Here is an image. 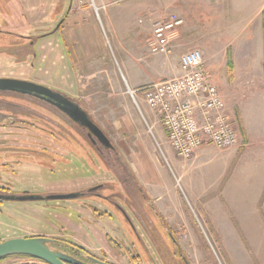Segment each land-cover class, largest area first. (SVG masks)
<instances>
[{
	"label": "rangeland",
	"instance_id": "rangeland-1",
	"mask_svg": "<svg viewBox=\"0 0 264 264\" xmlns=\"http://www.w3.org/2000/svg\"><path fill=\"white\" fill-rule=\"evenodd\" d=\"M156 3L0 0V77L32 81L75 99L78 92L77 102L113 148L94 151L86 131L68 121L64 129L48 125V133L8 134L4 145L52 147L46 154L0 149V163L9 162L13 171L0 174V186L28 195H81L1 203L0 239L60 238L111 264H264V66L254 63L253 72H243L245 57H262L204 59L225 97L238 143L227 149L204 144L194 157H178L142 93H136V105L125 88H117L124 78L151 73L145 63V72L134 67L137 55L129 44L139 26L151 34L152 19L171 14L168 7L154 13ZM61 18L59 30L42 36ZM172 53L156 55L151 66H173ZM127 194L160 233L153 248L125 204Z\"/></svg>",
	"mask_w": 264,
	"mask_h": 264
},
{
	"label": "built area",
	"instance_id": "built-area-1",
	"mask_svg": "<svg viewBox=\"0 0 264 264\" xmlns=\"http://www.w3.org/2000/svg\"><path fill=\"white\" fill-rule=\"evenodd\" d=\"M182 23L176 14H160L153 18L149 52L171 54L174 49L171 33ZM137 92L142 93L146 105L157 113L178 157L190 159L204 144L227 149L238 143L226 101L207 73L199 49H191L180 57L178 75L140 89L127 88L135 104Z\"/></svg>",
	"mask_w": 264,
	"mask_h": 264
},
{
	"label": "crops",
	"instance_id": "crops-1",
	"mask_svg": "<svg viewBox=\"0 0 264 264\" xmlns=\"http://www.w3.org/2000/svg\"><path fill=\"white\" fill-rule=\"evenodd\" d=\"M163 7H168L171 14H176L183 20L182 25L171 33L174 46L172 53L174 65L165 68L151 66L154 65L151 63L154 60L152 58H156V55H151L149 48L148 50L146 49V44L148 47L150 45L151 34L146 31L147 29L142 30L141 26H139L137 31L132 32L133 34L130 35L129 46L137 55V58L133 60L134 67H140L139 69L143 70L142 64L145 63L150 66L151 73L144 75L141 77L142 79L135 75H131L129 80L124 78L123 82L116 86L120 89L125 88V92L123 91L125 94L127 88L140 89L151 83L161 81L163 77L178 75L180 72V57L191 49H199L204 59H207L210 55L236 57L256 54L262 59L260 60L258 57L256 62H253V58L245 57L243 61L245 71L240 65L241 71L239 75L242 74V71L245 75L253 72L255 70L254 63L257 66L262 65L263 70L264 0H157V3L153 6L154 9H157L154 13H157L158 10H160L158 12L160 13ZM94 8L97 9V6ZM69 14L70 9L66 16H69ZM85 54L91 55V49H85ZM132 56L134 55L132 54ZM148 59L150 60L146 61ZM206 70L212 80L211 74L208 72L209 68L207 67ZM62 94L66 95L64 92ZM66 96L73 97L71 95ZM75 97L76 101L80 100L78 92ZM163 131L166 137V132L164 129ZM144 181L141 184L145 187L146 178H144ZM102 242L105 247L109 248L104 239H102Z\"/></svg>",
	"mask_w": 264,
	"mask_h": 264
},
{
	"label": "flooded vegetation",
	"instance_id": "flooded-vegetation-1",
	"mask_svg": "<svg viewBox=\"0 0 264 264\" xmlns=\"http://www.w3.org/2000/svg\"><path fill=\"white\" fill-rule=\"evenodd\" d=\"M63 18H61L58 23L55 25L52 30L47 31L44 33L42 36H47L50 34L55 33L57 30L60 29L61 23L63 22ZM56 28V30H55ZM32 45V44H31ZM29 49V48H28ZM29 51V50H28ZM27 55V54H26ZM3 93H17L13 91H0ZM64 95V94H63ZM66 96V95H64ZM69 100L72 102L78 104L81 108H83L74 98L66 96ZM20 100H28L29 103L33 104L36 106L35 107L23 104L20 102ZM50 113L53 115V117L50 116ZM34 117L37 119L41 120L42 123L39 124L35 121ZM71 123L75 125V129H83L86 131L84 133V139L89 145L91 149L98 150L100 149H106V150H112V146H106L103 144L97 137H95L93 134H91L86 127L81 126L79 123L75 122L71 118H69L65 113H63L59 108H57L55 105L49 103L43 98L36 97L33 95H0V144L3 142H9L7 135L8 134H13V136L17 135H25L29 133H33V130L39 131L41 133H48L47 130H49L48 125L52 124L55 125L58 129H64V126L66 123ZM78 128V129H77ZM73 129V128H71ZM73 129V130H75ZM53 133V131H51ZM49 136V134H47ZM12 141H15V139H11ZM3 146H0L1 150H11V151H18V152H25V153H35L38 152L39 149L40 151L43 152V154L48 153L49 147H52L50 144L48 145H42L40 148L36 145H26L22 147H17V146H9L7 143ZM59 148V147H58ZM94 150V151H95ZM15 162H13L14 164ZM18 163V162H16ZM12 173V166L9 164V162H2L0 163V174H6V173ZM113 173V170H112ZM119 179V177H118ZM121 180V179H120ZM123 182V180H121ZM122 184V183H121ZM123 187L125 186L124 189H127L125 183L122 184ZM23 195H28L24 194V192L21 193H15L11 192L9 187L7 186H0V205L3 202L10 201V200H17V199H11L12 197H19ZM47 195V194H46ZM41 197H44L45 195H40ZM34 201H47L44 199L40 200H34ZM125 204H127L128 210L135 216V222L138 223L141 226V229L143 228L144 230V238L145 236L148 238L147 241L150 243V246L153 248L154 242L156 241L155 237H159L160 233L157 231V228L155 226V223L152 221L151 223L148 224L146 219L149 218L147 216H143V212L139 210V204L137 203V200L132 198L129 194L124 199ZM149 216V215H148ZM128 219V218H127ZM151 220H153L151 218ZM135 227V225H134ZM135 231L137 232V229L135 227ZM31 236H44V235H31ZM138 239H141L139 237L138 233ZM26 237V236H24ZM47 237V236H45ZM55 238V237H53ZM155 240V241H154ZM3 241L0 239V242ZM142 241V240H141ZM154 241V242H153ZM153 243V244H152ZM158 243H160L158 241ZM153 252L155 253V248L153 249ZM151 255V254H150ZM156 255V254H155ZM97 258L102 259L103 257L97 256ZM105 261V260H104Z\"/></svg>",
	"mask_w": 264,
	"mask_h": 264
},
{
	"label": "water",
	"instance_id": "water-1",
	"mask_svg": "<svg viewBox=\"0 0 264 264\" xmlns=\"http://www.w3.org/2000/svg\"><path fill=\"white\" fill-rule=\"evenodd\" d=\"M69 9L70 7L67 12ZM0 91H13L43 98L59 108L69 118L86 127L103 144L108 147L112 146L107 136L90 119L86 111L60 92L32 81L7 77H0ZM79 195L81 194H47L44 197L40 195H23L16 198L12 197L11 199L23 201L40 199L61 200L74 198ZM14 254L29 255L48 264H111L84 252L77 255L75 254L74 246L65 241L45 236L14 237L0 242V258Z\"/></svg>",
	"mask_w": 264,
	"mask_h": 264
},
{
	"label": "trees",
	"instance_id": "trees-1",
	"mask_svg": "<svg viewBox=\"0 0 264 264\" xmlns=\"http://www.w3.org/2000/svg\"><path fill=\"white\" fill-rule=\"evenodd\" d=\"M228 65H230V61H228ZM15 94H17V95H20V94L25 95V94L19 93V92L15 93ZM55 239H59V240L65 241L68 244L74 246L75 247V254H77V255L81 254V252H84L86 254L92 255L87 250H85L84 248L76 245L73 242L66 241V240H63V239H60V238H55ZM113 244L115 246H117V242L115 243V241H114ZM92 256H94V255H92ZM94 257H96V256H94ZM0 264H48V263L43 261V260H40L38 258L29 256V255L14 254V255H9V256H5V257L0 258Z\"/></svg>",
	"mask_w": 264,
	"mask_h": 264
}]
</instances>
